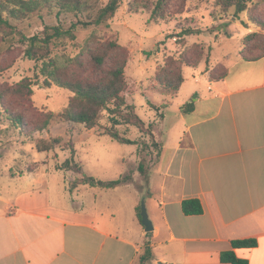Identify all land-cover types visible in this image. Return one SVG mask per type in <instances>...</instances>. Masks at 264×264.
Returning a JSON list of instances; mask_svg holds the SVG:
<instances>
[{"label": "crops", "instance_id": "obj_1", "mask_svg": "<svg viewBox=\"0 0 264 264\" xmlns=\"http://www.w3.org/2000/svg\"><path fill=\"white\" fill-rule=\"evenodd\" d=\"M241 37L234 49L224 48L220 34L205 42L212 65L227 70L223 79H209L199 63L191 68H199L200 77L190 79L204 82L185 85L183 67L178 92L160 93L161 101L152 103L162 116L150 122L160 145L148 170L150 195L132 183L108 189L79 185L70 192L69 179L60 174L68 171L59 169L12 177L13 188L0 192V264H137L146 239L136 214L141 199L153 225L154 258L148 264H226L220 252L245 238H255L257 245L234 249L236 256L264 264V55L243 60ZM184 91L186 101L176 102ZM147 92L149 97L157 91ZM189 102L193 108L183 111ZM167 113L172 122L165 124ZM73 124L75 143L93 135ZM133 147L132 158H120L123 168L104 160L93 168L78 163L97 179L112 178L109 170L115 178L132 170L139 180ZM187 198L199 199L203 212L184 214L181 202Z\"/></svg>", "mask_w": 264, "mask_h": 264}, {"label": "rangeland", "instance_id": "obj_2", "mask_svg": "<svg viewBox=\"0 0 264 264\" xmlns=\"http://www.w3.org/2000/svg\"><path fill=\"white\" fill-rule=\"evenodd\" d=\"M107 1L101 0L103 4ZM132 1L121 0L114 17L106 25L77 26L73 40H54L49 44L47 58L54 57L63 62L66 77L93 81L102 78L126 54L125 100L127 104L135 106V113L145 125L159 117L148 102H160L162 96L157 92L161 83H176L183 67L187 78L185 85L189 86L194 84L190 79L191 74L200 77L199 68H191L197 67L199 63L200 73L207 72L209 79L221 75L224 67L212 65L211 47L206 46L205 42H211L220 34L227 45L224 48L234 49L240 45L237 36L241 34V49L246 56L253 57L264 49V27L257 23L264 22V0H246L243 3L245 9L239 12L238 0H167L160 10L162 18L157 22L149 18L156 0H140L149 9H140L138 12L130 10ZM40 14V17L35 13L24 22L17 23L18 30L26 35H34L43 30L44 25L68 28L76 20L73 14L57 16L55 10L49 11L48 8ZM187 28L199 29L202 33L182 35ZM247 35L249 37L245 41ZM110 42L118 43L124 50L109 51L99 70L92 65V56L101 53ZM7 45L8 42L4 43L0 35V192L8 193L13 188L12 177L17 175L39 168L54 172L53 169H58L59 164L71 157V148L74 149L73 159L76 162L81 160L87 167L93 168L97 162L104 160L107 166L123 168L120 158H132L134 147L120 144L106 135L99 136L111 125L108 112H100L97 125L91 129L84 124L77 125L80 128L83 125L93 135L87 142L75 143L74 122L58 118L73 93L55 84L45 86V77L41 73L42 61L28 59L24 53L26 46L21 43ZM75 57L81 62L80 66L66 63L67 58ZM180 60H186L190 67L181 64ZM24 79L31 81L32 95L29 98L15 92L18 83ZM202 82L204 80L200 79L193 87ZM148 90L157 92H151L147 97ZM201 90L207 89L201 87ZM185 92L180 93L176 102L186 101ZM48 113L53 116L45 124ZM122 113L125 114L126 110L122 109ZM171 117L172 114L167 113L163 123L172 122ZM17 118H21V121H17ZM117 128L120 133L140 142L141 155L148 154L145 146L148 136L145 132L141 133L133 125H119ZM57 137L60 140L51 150H36L39 140L50 141ZM149 153L147 159L151 163L156 158V149L149 148ZM115 173V170L107 171V177H112L108 180L114 179ZM60 174L67 176L68 185L77 175L73 171Z\"/></svg>", "mask_w": 264, "mask_h": 264}, {"label": "trees", "instance_id": "obj_3", "mask_svg": "<svg viewBox=\"0 0 264 264\" xmlns=\"http://www.w3.org/2000/svg\"><path fill=\"white\" fill-rule=\"evenodd\" d=\"M244 1L246 0H238L239 7L237 8V12L245 9ZM166 2L167 0L155 1L150 11V20L157 22L159 18H162L160 10L162 11V6ZM120 3L121 0H108L105 4L101 0H0V35H2L4 43L8 42L7 46H12L15 42L21 43L26 46L24 53L28 59L42 61L41 73L45 77V86L49 87L51 84H55L73 93L67 106L58 114V118L62 121L84 124L86 128L91 129L97 125L100 112L106 110L111 125L104 129V134L121 144L137 145L139 161L136 170L139 173V180L133 178L132 170H128L117 178L110 180H101L87 175L83 172L81 165L73 159L74 149L71 148V157L64 160L57 167L59 170L73 171L77 174L76 178L68 185L70 192L79 185L108 189L132 183L139 192H146L145 195H150V192L147 190V184L148 170L152 162L149 163L147 156L150 154L149 148L156 149L155 157L157 158L160 154V145L153 133L154 123L145 125L144 121L135 113V106L126 103L124 96L126 88L124 68L127 62V55L125 54L105 72L102 78L93 81L68 78L65 76L66 71L63 62L54 57L47 58L50 43L63 38L73 40L75 38L74 31L77 26L86 28L88 26L106 25L114 17ZM129 7L132 12H138L140 9H149L140 0H133L129 4ZM45 8H48L49 11L55 10L57 16L61 14H73L76 20L68 28H63L60 25H44L43 30L34 35H26L18 30L17 23L24 22L35 13L40 17L41 11ZM257 23L259 26L264 27V22L257 21ZM201 33L202 31L199 29L187 28L182 32V35H199ZM248 37L249 35L244 40L246 41ZM243 46H245V43ZM123 48L118 43L110 42L108 46H104L101 53L92 56V65L100 70L109 51L124 50ZM239 55L245 61H253L264 55V49L259 54L248 57L242 48L239 51ZM67 62H72L77 66L81 65L77 57L67 58ZM180 63L189 66L186 60H180ZM226 74L227 70L224 67L221 75L212 77L211 80L223 79ZM183 81L184 78L180 71L177 75L176 83L169 81L161 83L158 92L163 95H174L178 92ZM15 92L29 98L32 95L31 81L28 79L20 81ZM148 105H151L157 111L159 117L162 116L159 113L158 106L150 102H148ZM192 108V102L185 103L181 107L183 111H190ZM122 109L126 110L125 114L122 113ZM52 116L53 114L51 113L46 115L45 124L51 120ZM17 121L20 122L21 118H17ZM119 125H133L141 133L145 132L144 134L148 136V143L145 144L147 146V155H141V146L138 140L130 139L126 134L120 133L117 128ZM59 140L58 137L50 141L39 140L35 146L36 150L38 152L51 150ZM181 209L186 215H198L203 212L202 204L197 198L182 200ZM136 214L138 220L141 222L140 203L136 207ZM150 234L151 232L146 233V239L143 242L137 264H148L154 258ZM256 245L257 240L255 238L232 240L231 249L220 252L219 260L226 264H249L248 260L236 256L234 249L253 248Z\"/></svg>", "mask_w": 264, "mask_h": 264}, {"label": "water", "instance_id": "obj_4", "mask_svg": "<svg viewBox=\"0 0 264 264\" xmlns=\"http://www.w3.org/2000/svg\"><path fill=\"white\" fill-rule=\"evenodd\" d=\"M140 216H141V224L144 228V231L146 233L151 232L153 229V225L148 217L144 199H141L140 201Z\"/></svg>", "mask_w": 264, "mask_h": 264}]
</instances>
